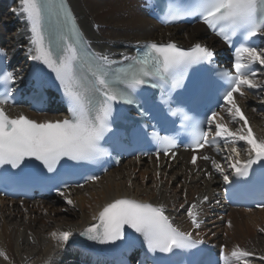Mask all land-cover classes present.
Returning <instances> with one entry per match:
<instances>
[{"label": "snow or ice", "instance_id": "obj_1", "mask_svg": "<svg viewBox=\"0 0 264 264\" xmlns=\"http://www.w3.org/2000/svg\"><path fill=\"white\" fill-rule=\"evenodd\" d=\"M13 11L25 18L30 32L28 58L43 64L55 74L69 106V115L62 120L43 122L23 114L9 116L4 106L9 101L14 102L12 85L16 83V72L0 71V86L3 87L0 92V166L10 165L16 169L27 158H34L51 173L57 171V166L65 158L76 163L98 161L107 154L101 147V141L113 130L115 106L135 105L141 116L146 115L137 95L145 86H149L161 88L163 94L160 103L168 107L171 115L182 116L186 122L184 126L189 132L190 146L194 152L193 164L198 159L195 152L217 143L216 138H219L234 141L231 148L234 155L226 157L230 161V172H226L217 160L211 161L225 184L233 183V178H250L256 165L264 169V139L255 137L236 98L237 95L244 97L245 89L264 87V82L256 81L258 71L264 72V47L256 43L257 38L264 37V0H193L192 3L169 0L162 10L163 22L172 23L198 16L216 36L234 48V74L227 69L217 68L215 79L209 76L194 81L190 90L185 84L189 70L202 65L211 69L213 65L215 52L206 44L197 42L188 49H182L174 42L164 44L149 41L134 56L121 54L119 66L113 67L116 62L107 53L88 51L84 34L66 0H19V8ZM4 55L6 52L0 49V56ZM256 65L261 68L257 69ZM213 85L219 91L218 98L224 102L221 107H227L232 121H243L240 128L233 130L227 123H221L218 119L220 113L215 110L203 120H196L181 106H188L191 111L192 106L200 103ZM177 89H185L178 99L173 97ZM173 104L177 106L173 108ZM151 138L163 146L164 155L178 146L173 136H160L153 131ZM235 141H243L247 145V159L239 158ZM172 154L175 155L174 152ZM202 159L208 160L210 157L203 156ZM88 179L99 178L90 176ZM59 194L65 196L63 191ZM65 199L68 204H73L71 199ZM207 199V196L203 198L204 201ZM187 215L192 225L198 227L199 203H193L187 209ZM93 219H97L98 223L85 229L81 235L101 244L124 239L125 227L143 236L151 253L190 251L204 243L203 240H194L190 232L174 227L165 215L163 205L115 199ZM52 236L63 246L68 243L72 232H53ZM221 255L223 257V249ZM252 256L253 253L239 246L230 253L231 258L243 260V264H249L247 258ZM0 257L8 260L3 250H0ZM259 259L264 260V256Z\"/></svg>", "mask_w": 264, "mask_h": 264}, {"label": "bare ground", "instance_id": "obj_2", "mask_svg": "<svg viewBox=\"0 0 264 264\" xmlns=\"http://www.w3.org/2000/svg\"><path fill=\"white\" fill-rule=\"evenodd\" d=\"M69 2L91 46L97 53H107L112 61L122 59L121 54L132 55L133 47L145 41L170 40L184 46L199 42L212 49L216 45L222 46L201 24L161 27L139 7L138 0ZM1 3V43L7 49L16 78H19L23 75L22 70L27 73L38 69L40 63L28 58L30 32L25 18L13 11L19 8V0H1ZM260 75L256 78L257 83L264 82V72ZM245 92L244 97L237 95V102L255 137L264 139V88ZM5 109L12 117L23 114L38 122L59 120L64 115L35 114L24 106H7ZM218 119L233 130L243 124V121L233 122L227 108ZM235 144L239 148V158L247 159V145L243 141H235ZM233 145L232 140L225 146L229 155H234L231 153ZM190 156V153L180 152L173 161L152 156L126 159L99 179L64 190L65 196L58 194L50 200L41 198L29 202L0 198V250L8 256V260L0 257V264H86L87 259L82 256L86 253L75 249L71 240L98 223L93 217H98L106 204L123 198L163 205L164 213L177 228L204 242L223 245L226 257L223 264H243V260L235 261L230 257L237 246L253 253L247 258L249 264H262L264 260L259 257L264 256V231H261L264 229V208L225 209L221 201L223 177L215 171L213 164L200 160L193 164ZM215 160L226 172L231 171L228 168L230 161L224 155ZM205 196L207 201L203 200ZM65 197L73 204H68ZM193 203H199L198 229L187 215V209ZM22 215L26 217L25 221ZM60 231L72 232L63 246L52 236L53 232Z\"/></svg>", "mask_w": 264, "mask_h": 264}, {"label": "rangeland", "instance_id": "obj_3", "mask_svg": "<svg viewBox=\"0 0 264 264\" xmlns=\"http://www.w3.org/2000/svg\"><path fill=\"white\" fill-rule=\"evenodd\" d=\"M22 217H24V218H22V219H23V221H25V220H26V217H25L24 215H22ZM22 219L19 218L18 220L21 221ZM54 224H55V223H54ZM261 263L264 264V262H261Z\"/></svg>", "mask_w": 264, "mask_h": 264}]
</instances>
